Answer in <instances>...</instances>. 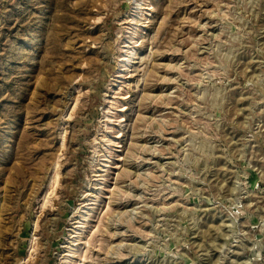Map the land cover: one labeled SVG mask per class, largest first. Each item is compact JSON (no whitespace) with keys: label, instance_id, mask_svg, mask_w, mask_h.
Wrapping results in <instances>:
<instances>
[{"label":"rangeland","instance_id":"obj_1","mask_svg":"<svg viewBox=\"0 0 264 264\" xmlns=\"http://www.w3.org/2000/svg\"><path fill=\"white\" fill-rule=\"evenodd\" d=\"M0 264H264V0H0Z\"/></svg>","mask_w":264,"mask_h":264}]
</instances>
